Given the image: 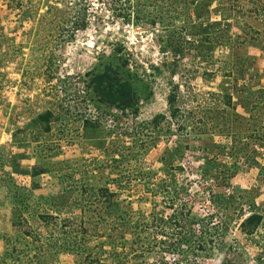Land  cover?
<instances>
[{
	"label": "rangeland",
	"instance_id": "obj_1",
	"mask_svg": "<svg viewBox=\"0 0 264 264\" xmlns=\"http://www.w3.org/2000/svg\"><path fill=\"white\" fill-rule=\"evenodd\" d=\"M208 1L0 0V264H264V0Z\"/></svg>",
	"mask_w": 264,
	"mask_h": 264
},
{
	"label": "trees",
	"instance_id": "obj_2",
	"mask_svg": "<svg viewBox=\"0 0 264 264\" xmlns=\"http://www.w3.org/2000/svg\"><path fill=\"white\" fill-rule=\"evenodd\" d=\"M215 0H209L207 3H202V4H197L196 6H197V9H198V12H195L196 13V17L199 19V18H201L204 14L207 16L208 15V13H209V4L211 3V2H214ZM224 1H228L229 2V0H224ZM208 23H206L205 24V22H204V24L206 25V27L208 28V29H212V32L211 33H207V32H205V34H204V38H206V39H209V36L210 35H215L217 32H218V35H217V38H216V43H218L220 40H222V41H224V42H228V44L230 43V41H229V37H227L226 35H227V32H228V29L226 30V29H224V28H222V26H221V22H209V21H207ZM199 26H200V28H199V30H197V32H198V34H196V33H192V35H194V36H196V35H199V33H200V30H201V27H202V24H199ZM204 33V32H203ZM221 33H224L225 35H223V36H221L220 38H219V36H220V34ZM218 38H219V40H218ZM203 39V38H202ZM221 42V41H220ZM176 42H170V44H169V49H171V52L172 53H179V51H180V48H179V46H177V44H175ZM177 46V47H176ZM201 49L202 50H204V51H206L207 50V52H208V50H211V49H213V44L212 43H208V46H206V45H199L197 48H196V50H198V51H201ZM108 70H110V72H111V74L113 75V76H115L114 78L117 80V82H118V80L119 79H117L118 77H117V73L111 68V67H109L108 68ZM108 73L109 72H107V70L103 73V74H100V72L98 73V74H96V75H93L92 77H91V84L93 85V89H98V87H99V89H105V88H102V86H101V82H103V81H105V79L108 77ZM119 83V82H118ZM119 85L121 86V87H123V86H125L124 87V89H126V92H124V94H122V95H119V96H116V97H124L126 100L125 101H130L131 103H128V104H126V106H128V107H131V106H133V104H137V101H138V93L136 94V92L132 95V97L130 98V89L129 88H127V85H129V83L126 81V83H125V81L124 82H122V83H119ZM101 87V88H100ZM172 96H174V95H172ZM225 98L227 99V102H228V104H230V100H231V95H225ZM117 99V98H116ZM171 99V101H173V100H175V97H172V98H170ZM91 101H93V100H91ZM120 101V100H119ZM170 101V100H169ZM94 103H99V101H97V100H95L94 101ZM120 103V102H119ZM121 104V103H120ZM119 108H120V106H118ZM177 110L174 108V109H172V111H171V114H172V117H174V119L176 118L175 116H177ZM134 114H136V113H134ZM50 113H47V114H45L44 116H41V117H39L38 118V120H40V122H42V123H44L45 124V126H44V131L45 132H47L48 130H49V128H48V120H49V118L48 117H50ZM161 118H163V116L162 115H160L159 116V120L161 119ZM164 119V118H163ZM156 123H158L157 122V118H156V121H155ZM183 120L182 121H178V126H180V127H185L184 126V124H183ZM182 129V128H181ZM183 130L184 129H182L181 131L183 132ZM190 131L191 132H193V130L192 129H190ZM189 131V132H190ZM187 135H188V133H186ZM222 147V146H221ZM234 147V148H233ZM241 147H242V145H241V143L238 141V140H234V142H233V139H232V143H231V146H230V149L228 150L229 152H227V153H225V154H221L223 157L226 155L227 157H226V159L228 158V161H229V167H228V169L229 168H232V166L234 167H237L236 166V161H237V156H235L236 155V150H238L239 152H240V149H241ZM248 146L247 145H244L243 147H242V151H244L246 148H247ZM219 149H223V148H220V147H218ZM233 150H235V151H233ZM189 151V150H188ZM253 150H251V152H252ZM196 152H197V150L196 149H193V150H190V154H196ZM202 154H204L205 156H200V157H202L205 161H204V163H203V165L201 166L202 167V170L204 171V174L205 175H207L209 172H210V170H211V167H217V169L220 171V173H223V170H226L227 169V167H223V169H221V163L219 162H217V161H215L214 159H213V156H211L210 157V155H209V149H207L206 150V152H204V153H202ZM201 154V155H202ZM239 155V154H238ZM206 156H208V157H206ZM240 156V155H239ZM239 156H238V158H239ZM260 156V155H259ZM209 161V162H208ZM231 161V162H230ZM258 164V163H257ZM256 164V165H257ZM264 169V168H263ZM98 194H99V196L101 197V198H106V201L109 203V202H112L113 200H111V198H115V193H110L109 191H108V189L107 188H100L99 190H98ZM114 204V202H112V205ZM107 210H111V208H107ZM114 211H119L118 209H113ZM117 214H118V212H117ZM121 217V214H119L118 215V218H120ZM261 223V216H259L258 214H252V215H249L243 222H242V224H241V226H242V228H243V230H244V232H246V233H248V234H251V233H253L254 231H255V229L259 226V224ZM201 248H203V247H201Z\"/></svg>",
	"mask_w": 264,
	"mask_h": 264
}]
</instances>
